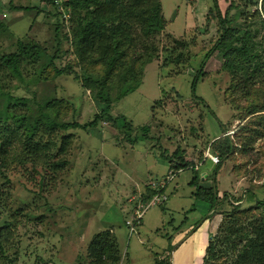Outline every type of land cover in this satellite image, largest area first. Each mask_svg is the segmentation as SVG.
Instances as JSON below:
<instances>
[{"label":"rangeland","instance_id":"374dc122","mask_svg":"<svg viewBox=\"0 0 264 264\" xmlns=\"http://www.w3.org/2000/svg\"><path fill=\"white\" fill-rule=\"evenodd\" d=\"M160 1L166 20L163 34L171 33L193 41L186 64L164 65L162 58L151 61L144 68L139 86L115 102L110 98L114 99L117 91L110 94L98 87L90 93L81 79L70 73L48 81V91L51 93L53 89V95L65 102V120L84 123L94 114L104 109L106 112L95 128L69 130L73 140L68 151V165L57 172L55 184L43 191L53 212L42 207L45 200L36 191V181L24 182L32 177L24 174L20 182L12 185L11 208L21 207L22 212L31 213L28 218L21 217L15 231L20 242L17 264H41L43 261L47 264H89L85 257L87 243L105 228L116 229L114 232L121 240L119 264H146L150 258L154 260V253L167 250L169 245L168 264H200L208 239L215 233L222 214L231 209L229 201L241 196L235 203L248 207L256 206V198L264 199V133L248 142L246 151H238L232 158L220 161L224 164L216 177L218 194L224 192L229 196L217 209L216 206L210 209L209 202L191 195L190 169L175 170L182 154L194 163L201 176L206 170L211 172L214 164L204 158L207 150L213 153L210 142L222 134L221 124L229 128L227 133L232 135L241 125L236 118L240 112L224 101L229 75L221 69L220 53L215 51L209 59L204 58L211 45L210 39L215 36L213 22L208 23L206 34L200 30L206 24L210 0ZM11 2L14 5L38 3L45 14H40V20L30 27L34 11L12 9L9 0H0V21L6 27L0 30V53L14 50L15 41L25 35H33L41 42L52 36L48 27L55 19L46 12L49 6L39 0ZM228 2L218 0L222 11ZM65 24L68 26L67 22ZM72 59L66 56L57 59L56 64L65 65ZM176 69H181L182 73L174 74ZM79 74L89 76L80 68ZM196 74L195 94L203 102L193 97L191 83ZM32 81L30 83L36 82ZM36 87L38 92L43 91L40 83ZM43 99L41 93H37L31 108L36 109ZM119 115L135 127L148 124L151 137L130 143L126 138L127 128L122 126V119L117 118ZM114 118L117 119L114 121ZM132 134H141V131L136 128ZM175 151L180 157L175 156ZM170 171L174 172L172 178H169ZM205 177L200 184L210 185V175ZM167 180L164 193L159 195H164V200L149 205L135 226V232L129 235L123 221L131 219L135 198L145 192L147 186L161 187ZM33 212L43 213L41 222L34 219ZM7 220V212L0 207V227ZM179 233L181 237L173 243ZM4 253L12 256L13 249L4 248Z\"/></svg>","mask_w":264,"mask_h":264},{"label":"trees","instance_id":"16d2710c","mask_svg":"<svg viewBox=\"0 0 264 264\" xmlns=\"http://www.w3.org/2000/svg\"><path fill=\"white\" fill-rule=\"evenodd\" d=\"M9 1L12 9L34 11L30 27L40 20V14H45L38 3L14 5ZM39 2L49 6L46 12L55 19L48 27L52 33L50 39L41 42L33 35H25L15 41L14 50L0 53V207L8 214L7 223L0 227V264H17L20 242L15 231L21 217L28 218L31 214L22 212L21 207L11 208L12 185L20 182L24 174L32 177L24 182L34 179L36 191L45 200L43 191L55 184L57 172L68 165L73 140L69 130L95 128L106 112L104 109L84 123L65 120V102L53 95V89L51 93L48 91V81L70 73L80 78L90 93L98 87L110 94L117 91L114 99L110 98L115 102L139 86L144 68L151 61L162 58L164 65L186 64L189 46L193 44L183 36L163 34L166 20L160 0H63V7L69 10L68 26L56 0ZM209 22L214 23L215 36L210 39L204 58L209 59L215 51L220 53L221 69L229 75L224 101L239 110L236 118L241 125L231 135L227 133L229 128L221 124L222 134L210 142L211 151L219 158L208 173L212 180L210 185L200 184L206 175L201 176L194 163L182 154L180 157L178 151L175 156L180 157V161L174 168L190 169L191 195L209 202L210 209L215 206L217 209L229 196L224 192L218 194L216 177L224 164L220 161L232 158L238 151H246L248 142L264 133V0H229L224 11L218 0H210L206 24L200 29L203 34L208 32ZM3 24L0 21L2 31L6 29ZM66 56L73 59L65 65L56 64L57 59ZM201 64L204 65V61ZM79 68L89 76L81 77ZM179 73L181 69L174 70V74ZM197 76L191 83L192 93L203 102L195 94ZM39 83L44 88L38 92ZM37 93L44 99L36 102L38 107L32 109L30 104ZM107 116L111 119L109 114ZM119 116L122 126L127 128L126 138L130 143L151 137L148 124L135 127L124 116ZM136 128L141 134H132ZM167 184L168 180L161 187L147 186L138 198L147 203L153 196L162 195ZM240 197L229 201L231 209L222 214L215 233L208 239L202 264L227 261L228 264H264V199L256 198V206L240 207L235 203ZM42 207L53 212L47 200ZM42 214L34 213V219L41 222ZM123 222L125 224V220ZM4 248H12L13 255L4 253ZM85 250L89 264H119L122 257L118 237L111 228L94 234ZM163 250L154 253V264H168L167 250Z\"/></svg>","mask_w":264,"mask_h":264},{"label":"built area","instance_id":"2783aa9c","mask_svg":"<svg viewBox=\"0 0 264 264\" xmlns=\"http://www.w3.org/2000/svg\"><path fill=\"white\" fill-rule=\"evenodd\" d=\"M63 0H56L58 10L61 11V15L63 16L64 23L67 22V19L69 18V10L63 7L62 5ZM208 158L212 163H217L219 161V158L216 154L211 153L209 150L206 151L205 157ZM174 176V172L170 171L169 178H172ZM162 184L161 186H163ZM165 196H159L155 195L152 197V199L147 203H142L138 197L135 198V208L133 209V215L131 219H128L125 221V224L128 227L129 234H133L135 232V226L136 222L139 221L143 215L144 210L151 204L160 203L162 200H164Z\"/></svg>","mask_w":264,"mask_h":264},{"label":"crops","instance_id":"0c3cea01","mask_svg":"<svg viewBox=\"0 0 264 264\" xmlns=\"http://www.w3.org/2000/svg\"><path fill=\"white\" fill-rule=\"evenodd\" d=\"M207 172H205V175H207L209 172H208V170H206ZM204 182V181H203ZM202 182V183H203ZM115 230V232H116V229H114ZM125 233H126V231H125ZM119 234V233H118ZM116 235H117V233H116ZM118 237V241H119V235L117 236ZM181 237V233H179V236L176 238V239H173V243L175 242V241H177L179 238ZM181 241H179V243H180ZM119 244L121 245V240L119 241ZM147 255H149L150 256V254L149 253H147ZM173 255V254H172ZM151 257V256H150ZM151 261H153L151 258H150V260H149V262H146V264H151ZM140 262V261H139ZM203 262V257L201 258V262H200V264ZM135 264H136V262H135Z\"/></svg>","mask_w":264,"mask_h":264},{"label":"clouds","instance_id":"9594fccd","mask_svg":"<svg viewBox=\"0 0 264 264\" xmlns=\"http://www.w3.org/2000/svg\"><path fill=\"white\" fill-rule=\"evenodd\" d=\"M126 220H127V219H126ZM126 220H125V221H126ZM129 235H131V234H129Z\"/></svg>","mask_w":264,"mask_h":264},{"label":"water","instance_id":"95a60500","mask_svg":"<svg viewBox=\"0 0 264 264\" xmlns=\"http://www.w3.org/2000/svg\"><path fill=\"white\" fill-rule=\"evenodd\" d=\"M169 264H171V263L169 262Z\"/></svg>","mask_w":264,"mask_h":264}]
</instances>
